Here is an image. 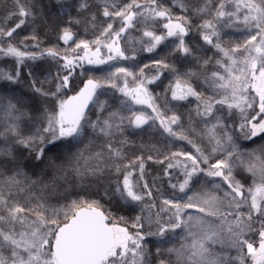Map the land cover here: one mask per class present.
Segmentation results:
<instances>
[{
  "label": "snow or ice",
  "instance_id": "obj_1",
  "mask_svg": "<svg viewBox=\"0 0 264 264\" xmlns=\"http://www.w3.org/2000/svg\"><path fill=\"white\" fill-rule=\"evenodd\" d=\"M0 264H264V0H0Z\"/></svg>",
  "mask_w": 264,
  "mask_h": 264
}]
</instances>
